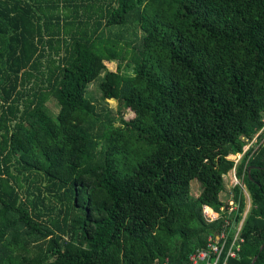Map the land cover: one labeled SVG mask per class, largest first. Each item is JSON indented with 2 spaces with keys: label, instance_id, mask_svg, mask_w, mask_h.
Instances as JSON below:
<instances>
[{
  "label": "trees",
  "instance_id": "16d2710c",
  "mask_svg": "<svg viewBox=\"0 0 264 264\" xmlns=\"http://www.w3.org/2000/svg\"><path fill=\"white\" fill-rule=\"evenodd\" d=\"M233 169L264 264V0H0V264H183Z\"/></svg>",
  "mask_w": 264,
  "mask_h": 264
},
{
  "label": "built area",
  "instance_id": "2783aa9c",
  "mask_svg": "<svg viewBox=\"0 0 264 264\" xmlns=\"http://www.w3.org/2000/svg\"><path fill=\"white\" fill-rule=\"evenodd\" d=\"M233 171L235 175L233 187L238 186L241 194L245 197L247 187L241 179L237 178L235 169ZM231 192L230 194L228 192L223 193L226 202L223 210L226 212L227 217L223 221L222 228L207 236L204 246L189 254L183 264H227L230 260L239 258L245 243L242 231L247 213L243 215V212L241 219L237 218L240 204L235 198V193L231 197ZM201 215L207 223L217 222L221 218L220 213L207 207V205H202ZM156 264H171V260L166 257L163 261L158 260Z\"/></svg>",
  "mask_w": 264,
  "mask_h": 264
},
{
  "label": "rangeland",
  "instance_id": "374dc122",
  "mask_svg": "<svg viewBox=\"0 0 264 264\" xmlns=\"http://www.w3.org/2000/svg\"><path fill=\"white\" fill-rule=\"evenodd\" d=\"M107 70L110 71H116L117 70V63L116 62H105L104 63ZM102 79V74L92 83H90L87 87L86 90V98L88 99H93V102L98 103V104H104L105 106H107L108 108H110L111 112L114 113V115L116 116L117 119L124 117L125 120H129L135 117L134 112H131L130 109H125L124 107H121L119 105V103L117 101L114 100H107V101H103L100 99V94H99V90H98V84L100 83ZM52 107L57 110V107L55 105H52ZM254 143V140H252L251 142H249V144L247 146L244 147V151H246L249 146H251ZM241 154L237 155L236 157H232L233 159H235V162L237 163L238 160L240 159ZM235 175H234V171L231 170L229 171L225 176H224V192H228V194H230L231 192V197L232 194L234 193V188L238 187H233V185L235 184ZM199 182H197L195 179L190 181V191L189 193L193 196H195L198 192H199ZM239 188V187H238ZM246 192V196H245V200H246V207L244 209V214L246 215V213L248 214V212L250 211L251 208V197H250V193L247 190V188L245 189ZM225 195H223V199H224ZM18 228V230L21 232V237L22 239L26 240V241H32L34 239H36L39 235L38 234H33L29 229H27L25 226L21 225Z\"/></svg>",
  "mask_w": 264,
  "mask_h": 264
},
{
  "label": "water",
  "instance_id": "95a60500",
  "mask_svg": "<svg viewBox=\"0 0 264 264\" xmlns=\"http://www.w3.org/2000/svg\"><path fill=\"white\" fill-rule=\"evenodd\" d=\"M250 170H251V167L248 168V171H250ZM263 247H264V243L260 246L259 251H261V250L263 249ZM256 259H257V256H255V257L253 258L251 264H254L255 261H256Z\"/></svg>",
  "mask_w": 264,
  "mask_h": 264
}]
</instances>
